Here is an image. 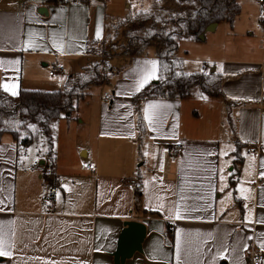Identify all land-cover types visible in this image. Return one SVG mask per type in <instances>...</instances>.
Wrapping results in <instances>:
<instances>
[{"label":"crops","instance_id":"1","mask_svg":"<svg viewBox=\"0 0 264 264\" xmlns=\"http://www.w3.org/2000/svg\"><path fill=\"white\" fill-rule=\"evenodd\" d=\"M109 1L0 0V88L63 89L56 76L81 72L97 56L91 46L105 39L106 16L119 18L107 13ZM242 15L241 7L227 22L228 37L242 41L212 42L183 59L189 73H221L225 97L199 85L186 98L148 96L140 128L134 96L159 78L152 46L109 56L98 97L86 96L75 118L56 123L63 136H54L51 154L41 141L45 150L30 159L37 142L21 153L11 134H0V264H115L130 220L146 234L125 264H252L254 251L264 255V18L249 17L240 29ZM190 60L204 64L193 71ZM56 62L65 70L50 75ZM87 163L92 169L81 167ZM133 183L143 192L139 207Z\"/></svg>","mask_w":264,"mask_h":264},{"label":"trees","instance_id":"2","mask_svg":"<svg viewBox=\"0 0 264 264\" xmlns=\"http://www.w3.org/2000/svg\"><path fill=\"white\" fill-rule=\"evenodd\" d=\"M44 1L53 4L67 3L65 0ZM178 3L185 4L183 9L178 7ZM173 5L177 7L155 3L151 10H140L136 14L118 18L117 21L106 16L105 39L110 38L112 27H127L128 48L123 54L143 55L150 46L157 49L159 78L145 85L134 96L140 128L143 127L142 101L148 96L186 98L191 96L193 88L199 85L211 97H225L221 73L184 71V60L177 56V50L179 40L183 36L198 38L213 23L228 22L233 25L241 13V5L238 0H174ZM90 50L95 52L96 49L91 46ZM105 79L101 64L93 63L71 76L63 89H21L13 95L0 88V134H11L17 142L19 152L43 137L51 154L56 123L61 119L75 118L79 102L89 94L92 86L102 85ZM239 152H236L232 185L242 164ZM142 195V190L138 188L135 200L137 207L141 204Z\"/></svg>","mask_w":264,"mask_h":264},{"label":"rangeland","instance_id":"3","mask_svg":"<svg viewBox=\"0 0 264 264\" xmlns=\"http://www.w3.org/2000/svg\"><path fill=\"white\" fill-rule=\"evenodd\" d=\"M105 1L107 3L109 0H105ZM167 1L168 3L165 0H110L108 3V7H107V13L111 15H113L114 13L115 16H119V18H124L128 14H136L140 10H151L153 9V6L155 3H159L161 5L163 4L164 6H167L168 4V6L171 8L177 7L173 5L174 0H167ZM238 2L242 7V13H243L242 23L244 25V26H240V29L248 27L246 25V21L249 20V17L252 18V21L254 20H257L258 22L259 20L262 21L264 16H259V8L261 6V2L259 0H238ZM184 6L185 4H182V3L178 5L179 8L181 7V9H183ZM262 6L264 7V4ZM116 19L118 18H115V20ZM250 26L254 27L252 24ZM207 28L205 29L204 33H202L198 38L194 36H187V35L183 36L179 40V50H178L177 56L182 57L184 60L187 57H193V56H198V55L202 56L203 47H205L206 45H210L212 42L215 43V45H219V46L224 45L226 43L234 46L238 42L243 40V39L236 38V37L234 38L228 37L231 31H230V25L227 22L221 23L219 28H217V26L216 28L211 29V30ZM126 31H127L126 26H123L121 28H116V29L112 27L110 30V38L100 40L99 44L97 43L96 44L97 46L94 47L96 49L97 56L93 58V60H91L87 66H90L93 63L101 64L102 75L106 77V79L104 80V83L107 81L109 74H110L109 72L110 64L108 63L109 56H112L114 54H119V53H125L126 49L128 48L126 46L128 42ZM206 34H208V38L201 39V36L204 35V37H206ZM192 37L194 39L191 40L190 38ZM239 37H242V36H239ZM201 64L203 65L204 62L198 63L195 60H190L188 61L187 68L194 71L195 69L201 68ZM67 74H68L67 72H65L64 75L57 74L58 76H56L55 79L58 80L60 76H63L64 77L63 82L65 84L71 76L75 75L73 74V75L67 76ZM102 85L92 86L89 90V94L87 95L86 99H89V101L96 99L98 97L100 90L103 88ZM193 90L196 91V90H199V88L194 87ZM78 114H79V111L75 113V115H78ZM58 129L59 130H56L55 139H57V137L61 138L63 136V133L60 127ZM41 141L44 142L45 139L42 137L41 139L37 141V143H34L32 147L30 148L29 153H28L30 159L37 160V157H36L37 153L40 150L41 151L45 150L46 147L41 144ZM44 144L47 145L45 142ZM23 151L24 149L21 151V153ZM42 160L43 158L40 157L37 162H41Z\"/></svg>","mask_w":264,"mask_h":264},{"label":"water","instance_id":"4","mask_svg":"<svg viewBox=\"0 0 264 264\" xmlns=\"http://www.w3.org/2000/svg\"><path fill=\"white\" fill-rule=\"evenodd\" d=\"M217 24L213 23L207 29H214ZM204 38V35H202L201 39ZM126 225L127 227L120 239L119 248L115 253V264H125L126 258L132 256L136 250L142 249V241L146 234L145 225L136 220L127 221Z\"/></svg>","mask_w":264,"mask_h":264},{"label":"built area","instance_id":"5","mask_svg":"<svg viewBox=\"0 0 264 264\" xmlns=\"http://www.w3.org/2000/svg\"><path fill=\"white\" fill-rule=\"evenodd\" d=\"M67 3H71L73 2L74 0H65ZM261 2H263L264 0H260ZM260 13L263 14L264 13V8H261L260 9ZM204 69L206 70L207 67L204 66ZM65 70V67L63 64L61 63H58L56 62L52 69L49 71V74L50 75H55L57 73H62L63 71ZM112 97L111 95V92L110 91H103V98L105 100H110ZM176 150H175V153H179L180 151H182V144L181 143H177L176 146H175ZM249 153H253V154H260V149L259 148H253V149H250L249 150ZM81 167L83 169H92V166L91 164H82ZM133 186V189L135 191H137V189L139 188L138 185H136L135 183L132 184ZM56 193V186H52L51 189H50V195H49V200L50 202H54V198H53V195ZM171 236H173L174 234V231L172 230L171 231ZM251 261H252V264H261L263 261H264V255L258 251H254L251 255Z\"/></svg>","mask_w":264,"mask_h":264},{"label":"snow or ice","instance_id":"6","mask_svg":"<svg viewBox=\"0 0 264 264\" xmlns=\"http://www.w3.org/2000/svg\"><path fill=\"white\" fill-rule=\"evenodd\" d=\"M99 35V34H98ZM150 77H146L145 78V80H147V79H149ZM8 86L7 85H5V88H7ZM13 95H15L16 93L15 92H13L12 93ZM2 255H5V253L3 252V251H0V256H2Z\"/></svg>","mask_w":264,"mask_h":264}]
</instances>
